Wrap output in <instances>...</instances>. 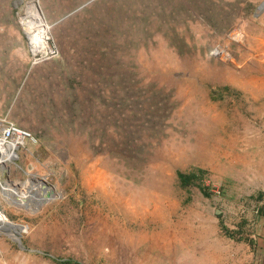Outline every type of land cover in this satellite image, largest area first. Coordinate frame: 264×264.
Wrapping results in <instances>:
<instances>
[{
	"label": "rangeland",
	"instance_id": "1",
	"mask_svg": "<svg viewBox=\"0 0 264 264\" xmlns=\"http://www.w3.org/2000/svg\"><path fill=\"white\" fill-rule=\"evenodd\" d=\"M263 2L0 0V117L36 139L7 178L58 193L0 189V264H264ZM31 3L59 48L34 65Z\"/></svg>",
	"mask_w": 264,
	"mask_h": 264
},
{
	"label": "built area",
	"instance_id": "2",
	"mask_svg": "<svg viewBox=\"0 0 264 264\" xmlns=\"http://www.w3.org/2000/svg\"><path fill=\"white\" fill-rule=\"evenodd\" d=\"M31 49V59L32 64H39L50 60L51 58L57 57L59 55V48L54 40L48 33L46 37H42L41 44L38 48L34 45H29ZM219 48L213 50L214 55H221L225 53L218 54ZM36 141L34 135L27 129L21 127L15 121L10 120L6 117H0V164L3 163L7 165L8 169L3 171L0 170V189L4 194V187L1 180L5 182H11L7 178L11 174L10 170L14 164H17L16 160L19 158V151L25 148L29 143H34ZM11 154H15L16 158L11 157ZM47 180V178H46ZM48 182V181H47ZM5 195V194H4ZM10 224H14L10 221L7 216L0 209V236L6 235L11 237L13 240L18 242L19 245L22 244L20 233L17 230L11 229ZM12 233L17 239H14Z\"/></svg>",
	"mask_w": 264,
	"mask_h": 264
},
{
	"label": "bare ground",
	"instance_id": "3",
	"mask_svg": "<svg viewBox=\"0 0 264 264\" xmlns=\"http://www.w3.org/2000/svg\"><path fill=\"white\" fill-rule=\"evenodd\" d=\"M264 7V2L261 4ZM39 8V9H38ZM43 13L37 3H31L26 8V12L21 15V21L23 28L27 32L31 45L38 48L41 44L42 37H46L50 25L42 18ZM40 21L45 24H41ZM11 157L16 158L15 154H11ZM5 171L8 169L7 165L0 164V170ZM4 187L5 198L15 204L24 205L27 208L35 209L40 206H44L49 200L58 197L55 186L47 182L45 178H37L35 175H31L25 182L13 184L11 182H5L1 180ZM23 229L22 226L10 224V228L17 230V228ZM11 235L10 230L8 231ZM14 239H17L12 235Z\"/></svg>",
	"mask_w": 264,
	"mask_h": 264
},
{
	"label": "trees",
	"instance_id": "4",
	"mask_svg": "<svg viewBox=\"0 0 264 264\" xmlns=\"http://www.w3.org/2000/svg\"><path fill=\"white\" fill-rule=\"evenodd\" d=\"M62 263H65V264H80L79 262L74 261V260H67V261H64Z\"/></svg>",
	"mask_w": 264,
	"mask_h": 264
},
{
	"label": "crops",
	"instance_id": "5",
	"mask_svg": "<svg viewBox=\"0 0 264 264\" xmlns=\"http://www.w3.org/2000/svg\"><path fill=\"white\" fill-rule=\"evenodd\" d=\"M39 6V5H38ZM40 7V6H39ZM41 8V7H40ZM41 10H42V8H41ZM43 13H44V11H43ZM21 25H22V29L24 30V33L26 34L27 32L25 31V29L23 28V24H22V22H21ZM26 36H27V34H26ZM27 38H28V36H27ZM28 42H29V44H30V39L28 38ZM216 232V234H217V231H215ZM251 255H252V252H251Z\"/></svg>",
	"mask_w": 264,
	"mask_h": 264
},
{
	"label": "water",
	"instance_id": "6",
	"mask_svg": "<svg viewBox=\"0 0 264 264\" xmlns=\"http://www.w3.org/2000/svg\"><path fill=\"white\" fill-rule=\"evenodd\" d=\"M39 9V8H38Z\"/></svg>",
	"mask_w": 264,
	"mask_h": 264
}]
</instances>
